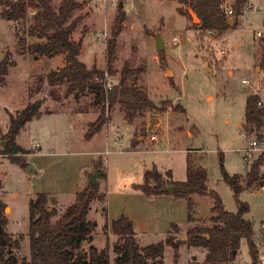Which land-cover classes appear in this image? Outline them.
Listing matches in <instances>:
<instances>
[{
  "label": "rangeland",
  "instance_id": "rangeland-1",
  "mask_svg": "<svg viewBox=\"0 0 264 264\" xmlns=\"http://www.w3.org/2000/svg\"><path fill=\"white\" fill-rule=\"evenodd\" d=\"M76 1H87L73 17V20L80 18L73 38L83 40V61L93 53L91 37L98 46L97 56L102 58L101 51L104 50L105 58L113 21L119 6L123 5L127 19L118 39L114 68L118 73L126 63L133 69L139 68L141 73L137 84L148 93L158 109L137 116L131 127L123 122V113H119L121 110L116 106L107 111L114 124L103 128L88 143L81 136L83 119L78 112L88 111L90 124L100 117V113L89 105L92 97H84L75 103L73 96L67 95V85L51 87L47 76L58 71L59 65L56 67L55 61L44 57L36 59L30 49L22 52L17 44V32L28 33L29 22L23 26L22 23L5 21L0 16V61L7 56L13 63L5 83L0 85V143L7 142L5 147L9 145L6 134L11 116L20 119L26 106L37 102L41 104V118L26 122L16 143L32 148L39 141L43 154L29 157L16 154L14 159L29 164L22 168L12 162L5 147L0 145V207L6 217L11 216L8 234L13 237L24 235L19 248L14 244L6 247L7 256L15 255L22 261L30 254V200L39 193L50 196L64 193V180L73 182L83 176L89 165H95L98 159L103 161L106 175L98 185L99 194L105 191L106 202L104 204L98 194L91 205L89 218L100 223L97 228L95 221L92 244L95 242L103 250L107 241L110 242L108 264H115L117 254L113 246L119 239L109 238L102 211L104 206L110 229L113 220L122 215L136 223V238L141 247L163 241L175 224L182 228L185 241L189 227L212 225L213 202L209 197L194 196L195 223L190 224L185 199L168 193L148 197L135 189V186L144 184L146 170L155 167L164 174L170 171L175 182L185 181L189 153L198 160L202 157L200 163L208 172L210 189L220 194L228 212L237 213L239 204L233 190L224 181L220 160L223 158L224 169L230 175L245 176L249 165L260 155L251 152L252 157L245 158V149L250 147L256 132H249L242 125L248 96L253 94L258 100H264V49L255 38L257 27L264 23V0H249L236 25L220 36L204 35L194 29V25L200 24L199 18L194 21L191 10L181 15L180 4L171 0H108L106 6L92 0ZM235 1L225 0L226 9H231ZM61 2L54 0V7L58 9ZM157 35L166 47L161 56L156 50ZM175 38L180 39L179 45L174 44ZM40 41L28 37L30 46ZM107 80L108 84L115 85L119 82V75L107 76ZM243 80H250L251 85L244 84ZM151 119L160 120V124L157 122L150 129ZM88 125L86 123L85 133L89 130ZM155 134L159 139L153 143L151 136ZM132 139L138 143L135 150L131 146ZM88 147L91 150H87ZM94 152L100 154L90 157L89 154ZM67 153H72V157ZM30 167L38 173H31ZM260 169L264 175V163ZM77 190H80L79 186ZM50 198L49 208L63 214L69 206L61 202H66V198L61 197V201ZM240 201L249 206L244 219L253 223L262 264L264 180L243 191ZM89 247L90 242H85L82 251ZM205 255L206 250L184 245L177 264L202 263ZM163 264H174L170 247L166 248ZM234 264H252L245 240Z\"/></svg>",
  "mask_w": 264,
  "mask_h": 264
},
{
  "label": "trees",
  "instance_id": "trees-1",
  "mask_svg": "<svg viewBox=\"0 0 264 264\" xmlns=\"http://www.w3.org/2000/svg\"><path fill=\"white\" fill-rule=\"evenodd\" d=\"M54 0H1L0 16L3 20L28 25V33L17 32L18 46L22 52L31 50L36 59L56 56H65V66L58 71L51 72L47 76V82L51 87L67 85V95H72L78 102L80 99L90 96L94 105L98 106L100 117L89 125L85 139L90 141L98 134L107 121V111L118 106L128 123L134 122L137 116L145 112L158 109L150 99L148 93L137 84L139 68L133 69L128 63L118 73L114 68L117 59L116 51L118 39L122 33L123 25L127 19L123 11V5L119 6L117 15L111 28V39L106 49V70H100L96 66L88 67L80 60L83 40L75 41V33L80 18L73 20L75 13L86 5L87 1L62 0L58 9L53 5ZM182 7L181 15L185 11H193L200 20V24L194 25V29L206 35L220 36L229 29V21L242 14L249 0H236L232 6L233 15L227 16L221 7L225 0H171ZM29 16L31 19L29 20ZM25 31V29H23ZM28 37H34L40 42L28 44ZM163 52L159 53L161 56ZM163 59V58H161ZM13 63L6 56L0 61V85L6 81L9 68ZM119 75V82L109 89L107 76ZM258 96L250 94L245 107V121L243 129L260 128L263 123L264 110L257 106ZM40 103L28 104L24 109V116L15 119L11 116L9 130L6 139L9 145L5 147L6 154L12 157V162L22 168L28 167L23 162L14 159L16 154H28L29 152L16 143V138L22 132L26 122L41 116ZM246 158V157H245ZM202 159V157L200 158ZM190 153L187 157L186 180L175 182L170 171L165 174L156 167L146 170L144 184L135 186L148 197L164 194V187H174V196L183 198L188 203V222L195 223L194 196L209 197L213 202L211 208V226H192L186 231L187 240H183L182 228L173 225L166 238L156 244L141 247L137 241L136 224L129 217L122 215L113 220L111 228L119 241L113 246L117 254L115 264H163L166 248L173 250L174 264L180 258V251L184 245L206 250L205 260L195 264H234L241 243L245 240L248 244L252 258V264H261L260 247L254 239V228L251 221L244 219L249 206L240 201V194L252 187L259 185L264 180L261 174V166L264 163V155L257 158L249 165L245 176L230 175L225 169L221 158V169L224 181L231 187L239 204L237 213L228 212L225 209L220 194L210 189L208 185V172L200 161ZM100 170L105 177L103 162L96 163L95 171ZM92 174L89 175L91 177ZM100 193L99 186L86 185L76 195V201L70 205L63 214L59 215L56 209H50L48 203L50 195L39 193L29 202V249L30 254L19 261L15 255L7 256L6 247L15 245L20 247L24 235L13 237L7 232L8 218L0 207V264H108L110 259L109 242L105 249H99L92 244L93 231L96 223L88 218L92 202ZM99 199L105 203L106 193L99 194ZM103 216L108 226L107 208H102ZM90 242L87 251L83 250V244ZM192 264V263H190Z\"/></svg>",
  "mask_w": 264,
  "mask_h": 264
},
{
  "label": "crops",
  "instance_id": "crops-1",
  "mask_svg": "<svg viewBox=\"0 0 264 264\" xmlns=\"http://www.w3.org/2000/svg\"><path fill=\"white\" fill-rule=\"evenodd\" d=\"M182 6L180 5V7L179 8H181ZM234 25V24H233ZM232 25V26H233ZM261 26H259V27H257V29H259ZM74 39V38H73ZM75 40V39H74ZM75 41H78V40H75ZM259 43V42H258ZM90 44H92L93 45V53L91 54V57L88 59V60H82V54H83V52H84V45H83V47H82V52H81V54H80V60L88 67V69H91L92 67H94V66H96L98 69H100V70H103V69H105V65H106V63H105V58H104V50H102L101 52H102V58H99L98 56H97V52H99V50H98V46H97V43H96V41H95V39L94 38H90ZM44 58H46V59H48V60H53V61H55V66L57 67V65H59V68L61 69V68H63L64 66H65V56H63V55H61V56H56V57H53V58H47V57H44ZM97 59L98 60H100V62L99 61H97ZM39 61H43V60H39ZM87 97H90V96H87ZM86 97V98H87ZM81 100V99H80ZM75 103H77V101L75 102ZM89 105H91V107H94L95 109H96V111H98L99 112V108H98V106H96V105H94V101L93 100H91L90 102H89ZM115 108V107H114ZM113 108V109H114ZM112 109V110H113ZM78 112V111H77ZM118 112L119 113H122V112H120L119 110H118ZM88 111H86V110H82L81 112L79 111L78 112V114H80L81 116V119H83V126H82V131H83V135H84V137H83V135H81L82 136V138H83V140H85V141H87L86 139H85V125H86V123L87 124H89L90 125V123H91V120H89L88 119ZM84 117H85V119H84ZM38 118H41V116L40 117H38ZM113 118L111 117V115H109V120L107 121V123H106V125H105V127L104 128H108L109 126H110V124H114V119L112 120ZM121 119L123 120V122L125 123V124H127V125H129V126H131V127H133L132 126V124H134V122L133 123H128L125 119H124V116H122V114H121ZM152 120V119H151ZM151 120H150V126H151ZM158 124H160V120H158ZM88 125V126H89ZM150 126H149V128H150ZM97 136V134L90 140V141H87L88 143L89 142H91V141H93L94 139H95V137ZM18 144V143H17ZM19 145V144H18ZM21 147H23L25 150H27L29 153L26 155V157L28 156H39V155H43L42 154V146H41V144L39 143V141H37V143H35L34 144V146L32 147V148H26V147H24V146H22V145H20ZM131 146H132V149H136V147L138 146V143L137 144H135L134 143V141H133V139L131 140ZM87 150H91V147H88L87 148ZM86 150V151H87ZM67 154H69V157H72V153H67ZM98 154H100V153H98ZM96 152H94V153H91V154H89L90 155V157L91 156H94V155H98ZM98 161H100V159H98L97 160V162ZM90 162H92V159L90 158ZM103 162V161H102ZM28 166H29V164H28ZM95 166H96V164L94 165V163L93 164H91V165H89V167H88V169L84 172V175L83 176H80L79 178H76L73 182H72V180H64V182H63V185H65V186H63V188H66L64 191V193H56V195H51V197H54L55 199H57L58 201H61V197H64V198H66V202H63V201H61L62 203H68L69 204V206L70 205H72L75 201H76V195H77V193L80 191V190H82L83 188H85L86 187V185L88 184V180H89V175L90 174H92V173H95L96 171H95ZM92 168V169H91ZM31 173H38V171L37 170H31L30 171ZM104 177L102 176V178H100L99 179V184L101 185V182H102V179H103ZM73 183V184H72ZM208 185H209V180H208ZM77 186H79V188H80V190L78 191L77 190ZM72 187H73V189H72ZM103 193H105V191L103 192ZM208 197H205L204 199H207ZM193 199H194V197H193ZM7 201V200H6ZM194 201H195V199H194ZM94 202V201H93ZM92 202V203H93ZM105 202H106V200H105ZM104 203V202H103ZM105 204V203H104ZM195 204H196V202H195ZM68 206V207H69ZM67 207V208H68ZM11 208H12V211H13V207L11 206ZM91 211V210H90ZM108 213V212H107ZM204 215V214H203ZM10 217L11 216H8L7 218H8V222H9V219H10ZM90 217V212H89V214H88V218ZM90 220L92 219V218H89ZM92 221V220H91ZM94 222L96 221V219H94L93 220ZM105 221H106V219H105ZM97 222V221H96ZM98 223V222H97ZM135 223V222H134ZM136 224V223H135ZM8 227V226H7ZM100 227V223H98V226H97V228H99ZM96 228V229H97ZM7 230V229H6ZM98 232H99V230H97ZM108 233H109V238L110 239H112V237H116L114 234H113V231H112V228L110 229V222L108 223ZM92 235H95V234H92ZM108 242H109V240L107 241V244H108ZM110 243V242H109ZM93 245H95L96 246V244H95V242L93 243ZM97 247V246H96Z\"/></svg>",
  "mask_w": 264,
  "mask_h": 264
},
{
  "label": "built area",
  "instance_id": "built-area-1",
  "mask_svg": "<svg viewBox=\"0 0 264 264\" xmlns=\"http://www.w3.org/2000/svg\"><path fill=\"white\" fill-rule=\"evenodd\" d=\"M91 1V0H90ZM94 2L97 3H103L104 6L107 5L108 0H92ZM225 11L227 16H232L233 15V10L231 9H226V6L223 4L221 6ZM255 38L257 39V41L259 42V44L263 47L264 49V23L262 24V26L257 29L255 31ZM180 43V39L175 38L174 39V44L175 45H179ZM222 53H224V51H222ZM244 84L247 85H251V81L250 80H243ZM109 89H111L113 87V84H108ZM257 106L261 109L264 110V100H258ZM249 132H256L255 137L253 138V140L250 142V147L245 149V153H246V159L248 160V158L251 156L252 154L251 152H258L260 153L259 157L264 155V116H263V123L260 126V128H254V129H249ZM159 139V135H152L151 136V141L153 143L157 142ZM264 228V225H263ZM262 264H264V260H262Z\"/></svg>",
  "mask_w": 264,
  "mask_h": 264
},
{
  "label": "water",
  "instance_id": "water-1",
  "mask_svg": "<svg viewBox=\"0 0 264 264\" xmlns=\"http://www.w3.org/2000/svg\"><path fill=\"white\" fill-rule=\"evenodd\" d=\"M90 0H88L89 2ZM191 16L193 18V20L195 21L196 19L198 20L197 18V15L191 11ZM236 20V16H234L230 21H229V24L230 26H232L234 24ZM165 44L163 42V40L161 39V37L159 35H157L156 37V50L158 53H161V52H164L165 50ZM158 122V119H152L151 120V126H150V129L154 127V124H156ZM1 146L5 147L7 145V142H1L0 143ZM32 170V167L29 168V171ZM103 176V173L100 171V170H97L91 177L90 179L88 180V185H91V186H98L99 185V179L102 178ZM163 192L165 193H168L170 195H173L174 194V187L173 186H170V187H164L163 188Z\"/></svg>",
  "mask_w": 264,
  "mask_h": 264
}]
</instances>
